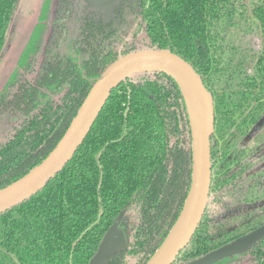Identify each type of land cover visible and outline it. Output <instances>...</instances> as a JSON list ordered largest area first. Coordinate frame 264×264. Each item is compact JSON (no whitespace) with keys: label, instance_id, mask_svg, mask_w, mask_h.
<instances>
[{"label":"trees","instance_id":"16d2710c","mask_svg":"<svg viewBox=\"0 0 264 264\" xmlns=\"http://www.w3.org/2000/svg\"><path fill=\"white\" fill-rule=\"evenodd\" d=\"M67 1L44 0L0 87V129L8 133L0 140V189L48 156L109 65L161 49L195 70L214 106L209 202L174 264L264 224V0H130L120 34L85 16L61 53L71 32ZM18 3L0 0V54ZM191 167L177 84L162 73L133 75L111 92L64 168L0 214V264H88L121 212L125 245L105 264H145L182 210ZM216 264H264V239Z\"/></svg>","mask_w":264,"mask_h":264},{"label":"water","instance_id":"95a60500","mask_svg":"<svg viewBox=\"0 0 264 264\" xmlns=\"http://www.w3.org/2000/svg\"><path fill=\"white\" fill-rule=\"evenodd\" d=\"M94 5L115 4L119 0H88ZM162 73L178 86L188 116L191 139V180L182 210L165 239L145 264H174L189 244L206 211L211 186L210 141L214 132L211 94L195 70L167 50L141 49L119 57L94 81L64 135L48 156L26 175L0 189V214L21 204L48 184L71 160L85 140L111 92L136 74ZM2 130L0 129V133ZM123 212L102 238L88 264H105L125 245L119 229ZM264 238V225L186 264H216L252 249Z\"/></svg>","mask_w":264,"mask_h":264},{"label":"rangeland","instance_id":"374dc122","mask_svg":"<svg viewBox=\"0 0 264 264\" xmlns=\"http://www.w3.org/2000/svg\"><path fill=\"white\" fill-rule=\"evenodd\" d=\"M44 0H19L17 8L11 18L6 32L5 44L0 54V87L2 88L7 78L17 66V61L28 43L34 27L39 23V17ZM92 4V3H91ZM101 16L110 13L114 4L94 5ZM40 63L35 67V72L29 78H34L40 70ZM2 130V129H1ZM5 132V131H4ZM8 133H0V140Z\"/></svg>","mask_w":264,"mask_h":264},{"label":"flooded vegetation","instance_id":"af4514ba","mask_svg":"<svg viewBox=\"0 0 264 264\" xmlns=\"http://www.w3.org/2000/svg\"><path fill=\"white\" fill-rule=\"evenodd\" d=\"M128 1H130V0H119L117 3L114 4L113 8L110 10V13H108L105 16H101L99 14L98 10H95L94 7L92 6V4L88 0H68L67 1V3H68L67 7L65 9V12H66L65 17L68 18L67 24H68V27L71 29V32H70L68 40L61 46L60 52L64 53L67 51L66 47L70 44L71 40L74 37L75 31H76L77 20L81 19L82 17H85V16L88 18L89 17L92 18L93 20H91V21H93V22H96L98 24L101 22V25L110 26V27H108L109 30L110 29L116 30L117 33L120 34L121 30L123 28H125V26L127 25V23H124V19L128 17V10H130L129 8H127V4L129 3ZM105 28H107V27H105ZM127 40H129V38H127ZM248 143L250 146L253 144V142H251V141H249ZM211 171H212V169H211ZM262 225H264V224H262ZM259 227H257V228H259ZM257 228H255V229H257ZM255 229H253V230H255ZM253 230H250L247 233H249ZM247 233H244V234L232 239L231 241H233V240H235V239H237V238H239V237H241ZM231 241H229L228 243H230ZM261 241H259V242H261ZM228 243H226V244H228ZM248 252H246V253H248ZM243 255H240V256H243ZM240 256H236V257H240ZM236 257H234V258H236Z\"/></svg>","mask_w":264,"mask_h":264}]
</instances>
